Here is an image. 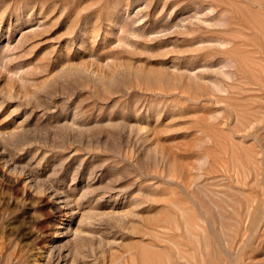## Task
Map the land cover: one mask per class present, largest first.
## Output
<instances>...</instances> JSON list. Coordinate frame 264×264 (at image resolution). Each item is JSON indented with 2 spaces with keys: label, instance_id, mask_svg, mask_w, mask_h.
<instances>
[{
  "label": "rangeland",
  "instance_id": "374dc122",
  "mask_svg": "<svg viewBox=\"0 0 264 264\" xmlns=\"http://www.w3.org/2000/svg\"><path fill=\"white\" fill-rule=\"evenodd\" d=\"M6 262L264 264V7L0 0Z\"/></svg>",
  "mask_w": 264,
  "mask_h": 264
},
{
  "label": "bare ground",
  "instance_id": "6f19581e",
  "mask_svg": "<svg viewBox=\"0 0 264 264\" xmlns=\"http://www.w3.org/2000/svg\"><path fill=\"white\" fill-rule=\"evenodd\" d=\"M249 2L256 4V6L259 5V6L264 7V0H249ZM7 15H8V14H7ZM83 37H84V36H83ZM254 120H255V121H254ZM254 120L251 121V122H250V120H249L250 125H253L254 122H256V118H254ZM249 122H248V123H249ZM248 128H249V127H248ZM62 208H63V207H62ZM62 208L59 207L57 210H55L54 213H51L50 215H47L48 221H49L50 223H53V222H56L57 220H59V222L56 223L57 226H55V227H53L51 230H49V235H48L49 239H48V241H47L46 243H47V244L50 243L51 245H50V247H48V248H52V243H53V241H54L55 239H57V238H61V237H63V236H65V235L68 234V231L70 230V229H69V225H70V223H71V222L73 221V219H74L73 214H69V215H67V213H65L64 210H62ZM63 209H64V208H63ZM39 226H40L41 228H45V226H44L43 223H41V222H39ZM67 227H68V228H67ZM69 232H70V231H69ZM46 243L42 246V248L47 246ZM40 248H41V247H40ZM40 250H42V249H40ZM74 251H75V253H76L78 250H74ZM45 253H46V252H45ZM42 254H43V252H42ZM42 254H40V256H41ZM40 256H39V257H40ZM43 257H44V256H43ZM35 259H36V257H35ZM43 259H44V258H43ZM6 261H7V260H6ZM32 263H33V262H32ZM32 263H31V264H32ZM6 264H8V263L6 262ZM36 264H38V263H36ZM39 264H40V263H39Z\"/></svg>",
  "mask_w": 264,
  "mask_h": 264
}]
</instances>
